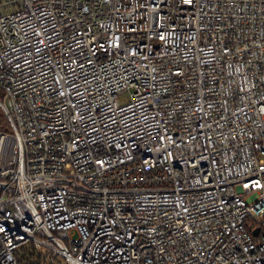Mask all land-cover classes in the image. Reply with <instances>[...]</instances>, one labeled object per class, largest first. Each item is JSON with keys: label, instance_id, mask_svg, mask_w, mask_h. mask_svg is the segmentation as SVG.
I'll return each mask as SVG.
<instances>
[{"label": "built area", "instance_id": "built-area-1", "mask_svg": "<svg viewBox=\"0 0 264 264\" xmlns=\"http://www.w3.org/2000/svg\"><path fill=\"white\" fill-rule=\"evenodd\" d=\"M17 3L0 264H264V0Z\"/></svg>", "mask_w": 264, "mask_h": 264}, {"label": "trees", "instance_id": "trees-1", "mask_svg": "<svg viewBox=\"0 0 264 264\" xmlns=\"http://www.w3.org/2000/svg\"><path fill=\"white\" fill-rule=\"evenodd\" d=\"M4 116V114H3ZM8 129L5 124L0 123V131ZM20 264H45L43 257L37 254L32 248H24L20 255Z\"/></svg>", "mask_w": 264, "mask_h": 264}, {"label": "rangeland", "instance_id": "rangeland-1", "mask_svg": "<svg viewBox=\"0 0 264 264\" xmlns=\"http://www.w3.org/2000/svg\"><path fill=\"white\" fill-rule=\"evenodd\" d=\"M6 1H7L6 5L0 6V14L7 13V12L13 10L18 5V3H17L18 0H5L3 2H6ZM0 3H2V0H0ZM3 96H4V93H3V91L0 90V99H3ZM121 101L126 102V101H128V98L124 97L121 99ZM3 114H4V111L0 105V123L5 124V126L7 127L6 117H5V114H4V116H3ZM60 262L61 263H59V264H64L63 261H60Z\"/></svg>", "mask_w": 264, "mask_h": 264}, {"label": "crops", "instance_id": "crops-1", "mask_svg": "<svg viewBox=\"0 0 264 264\" xmlns=\"http://www.w3.org/2000/svg\"><path fill=\"white\" fill-rule=\"evenodd\" d=\"M3 1H5V0H2V5H5V3H6L7 1H6V2H3Z\"/></svg>", "mask_w": 264, "mask_h": 264}]
</instances>
